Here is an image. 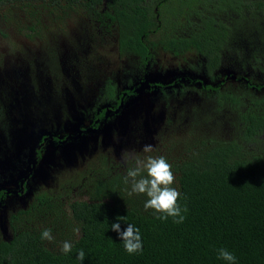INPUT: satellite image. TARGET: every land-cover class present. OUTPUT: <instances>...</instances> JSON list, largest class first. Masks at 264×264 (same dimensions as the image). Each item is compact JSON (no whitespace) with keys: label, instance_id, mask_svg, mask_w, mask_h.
Listing matches in <instances>:
<instances>
[{"label":"flooded vegetation","instance_id":"flooded-vegetation-1","mask_svg":"<svg viewBox=\"0 0 264 264\" xmlns=\"http://www.w3.org/2000/svg\"><path fill=\"white\" fill-rule=\"evenodd\" d=\"M173 1L162 0L164 6ZM247 4L241 0L243 12ZM257 13L260 23L250 25L244 16L238 38L230 39L229 30L224 47L206 56L168 49L162 42L166 31L161 15L144 40L146 50L138 52L122 43L117 22L103 23L100 16L86 13L101 31L103 51L108 52L103 74L95 79V41L85 44L91 52L95 49L85 62L64 59L55 46L45 49L37 65L6 60L9 67L0 73V236L11 240V221L35 209L46 194H60L64 204L70 198L81 200L84 185L74 170L96 171L117 160L126 165L124 154L140 153L146 144L156 148V138L172 128L179 112L206 129L221 122L222 130H211L207 138H247L239 129L244 125L240 120L260 116L264 108V14ZM230 20L228 29L236 25ZM60 24L45 28L43 38L20 34L19 40L42 44L62 36L67 43L70 23ZM16 42L10 45L0 35V49H13ZM76 44L84 53L82 41ZM235 98L239 104L230 103ZM67 185H72L71 195Z\"/></svg>","mask_w":264,"mask_h":264},{"label":"trees","instance_id":"trees-1","mask_svg":"<svg viewBox=\"0 0 264 264\" xmlns=\"http://www.w3.org/2000/svg\"><path fill=\"white\" fill-rule=\"evenodd\" d=\"M247 2L243 12L241 0H174L168 9L162 0H0V35L10 42L13 31L43 38L50 24H64L83 10L103 23L117 22L122 43L143 52L161 15L166 31L162 42L168 49L206 56L224 47L229 30L230 39L238 38L244 16L250 25L260 23L257 12L264 14V0ZM229 17L236 24L230 29ZM239 102L235 98L230 103ZM240 122L247 138H207L211 130H222L221 122L197 138L198 126L192 125L189 138H164L151 153L172 166L179 203L188 209L182 224L171 217L157 219L153 210L144 209L146 197L128 195L123 178L132 161L122 167L104 164L96 171L90 167L78 177L84 185L81 200L66 199L65 205L60 194H46L35 209L11 221L15 235L11 240L0 236V264H228L218 258L221 248L236 257V264H264V108L262 115ZM70 186L65 188L69 195ZM117 217H125L121 230L127 224L139 228L142 253L125 251L111 230ZM46 228L52 229L54 243L41 239ZM64 241L73 245L68 254L60 250ZM80 250L83 262L77 259Z\"/></svg>","mask_w":264,"mask_h":264},{"label":"clouds","instance_id":"clouds-1","mask_svg":"<svg viewBox=\"0 0 264 264\" xmlns=\"http://www.w3.org/2000/svg\"><path fill=\"white\" fill-rule=\"evenodd\" d=\"M153 145L143 146L142 154L136 152H126L124 159L133 162V166L128 168L123 178L125 185L128 186V195H142L146 197L144 209L153 210L156 218L167 220L172 218L176 224H182L188 211L187 207L182 208L179 200L181 193L173 185L176 178L172 171L171 164L164 156H153ZM125 217H117V222L111 224V230L116 232L123 242L124 249L129 254L142 253L143 242L139 228L133 224H127L126 229L121 230V220ZM73 233L79 236L80 228H73ZM41 239L49 243L55 242L52 229L46 228L41 232ZM72 243L64 241L60 248L61 252L68 254L72 251ZM218 258L228 264H236V257L227 249L221 248ZM77 259L81 262L85 259V253L80 250Z\"/></svg>","mask_w":264,"mask_h":264},{"label":"rangeland","instance_id":"rangeland-1","mask_svg":"<svg viewBox=\"0 0 264 264\" xmlns=\"http://www.w3.org/2000/svg\"><path fill=\"white\" fill-rule=\"evenodd\" d=\"M65 22L70 23V28H67L68 31L70 32V35L67 37V43L64 42V39L62 36H59L60 38L54 39V41H48L47 43H37V40L33 41H22L19 40V34L13 31L12 33V42L17 41L15 44L17 45L16 47L5 49L2 47L0 49V73L4 74L5 69L8 68L6 64V60H11L14 62L15 60H23L22 62L24 64L26 63H32L34 62L36 65L43 61L45 58V49L51 48L52 46H55L57 49V52L60 53L62 56L64 55V59L66 60H71L75 63H78L80 60L84 58V62L86 60V57L89 55L94 54L95 49H93V52H91V49L88 47H85L86 42H91L95 41V43L92 45V47H96L97 53L96 57L94 58V67H95V77L98 74H103L102 71V65L104 61H108V59L105 58V53L108 54V52L103 51V45L102 43L106 42L101 41V31L99 29L97 30L96 27L94 26L91 18L87 17L86 13L83 12V10L79 11L78 13L74 14L73 17L68 18ZM166 33V32H165ZM164 33V34H165ZM96 35V36H94ZM161 38V37H158ZM157 38V39H158ZM82 41L83 45V50L84 53H79L82 48L77 45V41ZM75 41V43H74ZM10 42V45L11 43ZM109 44V43H106ZM49 46V47H48ZM102 47V49H101ZM90 49V50H89ZM87 50V52H85ZM110 57H111V52L109 51ZM163 54V53H161ZM68 56H70L68 58ZM93 58H90L92 60ZM19 65H21V61H19ZM187 114H183L179 112V116L177 120L173 122V126L170 130H167L165 133H161V138H156L158 140V144L156 148H153L155 152L159 147H161L162 142L165 138V136H173L172 138H175V136L178 134L181 136H184L188 134V132L191 130L192 124H195L193 126H198V129H196V132H199L202 130L204 133L206 131V128H202L203 123H200L201 121H196V122H191V121H186ZM223 121V118H220ZM163 138V139H162ZM154 147V146H153ZM142 154V152H140ZM118 164V167H120V162L117 160L115 161ZM82 169H76L74 171H79V175L83 176L85 173H82L80 171Z\"/></svg>","mask_w":264,"mask_h":264}]
</instances>
